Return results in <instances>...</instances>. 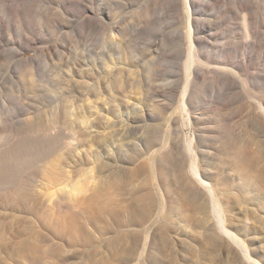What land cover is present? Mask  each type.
Masks as SVG:
<instances>
[{
  "label": "rangeland",
  "instance_id": "obj_1",
  "mask_svg": "<svg viewBox=\"0 0 264 264\" xmlns=\"http://www.w3.org/2000/svg\"><path fill=\"white\" fill-rule=\"evenodd\" d=\"M20 1L0 0V151L37 156L0 155V264H242L187 140L264 262V0L201 2L202 78L186 71L182 2ZM226 39L246 76L225 63Z\"/></svg>",
  "mask_w": 264,
  "mask_h": 264
},
{
  "label": "bare ground",
  "instance_id": "obj_2",
  "mask_svg": "<svg viewBox=\"0 0 264 264\" xmlns=\"http://www.w3.org/2000/svg\"><path fill=\"white\" fill-rule=\"evenodd\" d=\"M69 1H73V0H69ZM74 1L76 4L84 7L85 11H88L89 8L86 5L82 4L83 0H74ZM171 1H172L171 3H173L174 9L176 11L180 10V2H182L183 3V9H184V12L186 13V17H187V25H188V33L187 34L189 35L188 39L190 41L189 56H188V59H187L186 64H185L187 74H189L188 76H190L192 73L193 74L195 73V75H197L198 78H202L203 77L202 72L206 71V69H205L206 65L200 60V58L197 59L198 54L200 52L199 48L201 46H207V44L210 43L209 39L212 38L213 35L209 31L207 26H205V24L203 23L202 18L204 15V11H205L204 7L205 6H203L201 4V2H205L206 5H209V6H212V4L213 5L215 4L217 6L218 0H205V1H201V0H171ZM10 2H11V0H9V3ZM23 5H25L24 2L17 0L18 10L21 11ZM31 6H33V5L31 4ZM245 10H246V5H245ZM77 17L78 16L75 13L71 14V21L72 22L75 21ZM84 20L87 22H90V17H88L87 19L84 18ZM252 20H253V17L250 15V13L248 15L245 14V16H244L245 32L247 30L246 33H247V36L249 38L252 37V35H253V32L251 30V28L254 27V25L252 24L253 23ZM253 37L256 38L257 36L254 35ZM28 46L30 47L31 44L29 43ZM218 47H219L221 55L224 58L225 63L227 65H230L231 67L238 69L239 71L244 72V74L246 76V57L245 56L241 57V59L239 61H236V58L238 56L235 54H239L242 52V49L240 48V46H237L232 39H226ZM202 54L204 55L205 53L202 52ZM244 84L246 86V80H245ZM185 93H186V89H185ZM183 101H185V100H183ZM259 106L261 109L264 110V101H260ZM186 143H187V150L189 152V154H188L189 171L195 176V178L206 189L205 190L206 192L204 191L203 195L204 194L206 195L207 201H208L210 209L212 211V215L214 217L213 226H216L222 233H224L231 240L233 245H235L237 247V249L234 248L235 249V255L237 256L238 259H240L242 264H246V263L247 264H264V262L258 260L254 251L252 250L250 245L245 241V239L242 238L241 236H239V234L237 232L232 230L231 226L228 223V220L226 217V212L223 208V205L221 203L220 198L217 195V192H216L214 185L210 181L207 180V175L205 173H203L199 167V164L197 161V156H196L194 149H193V141L187 140ZM15 144L16 143H14L12 145L10 144V146L7 149L0 151V155H3L4 153H6L8 151L10 153L9 159L14 161L15 159L18 158V162L20 161V163L23 161H33L36 158V156H37L36 153L19 155L17 157L14 150H11V148H13V146ZM52 146H53V144H52ZM43 151L41 153H43L46 157L47 152H43ZM39 154H38V156H39ZM40 157H42L41 154H40ZM20 158H22V159L20 160ZM2 161H4V159H2ZM55 173H53V174H55ZM81 191H82V189L80 188L79 184H75L67 192L75 194V193H79ZM161 196L163 198L164 193H161ZM201 198L202 197L199 196L198 198H196V201H195V203L197 204V206H196L197 210H199V211L205 209L206 204H207V201L205 200V202H204L201 200Z\"/></svg>",
  "mask_w": 264,
  "mask_h": 264
}]
</instances>
